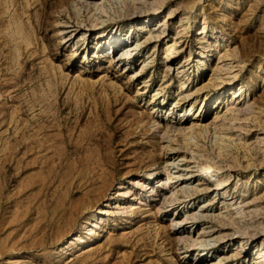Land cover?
I'll use <instances>...</instances> for the list:
<instances>
[{"label":"rangeland","instance_id":"374dc122","mask_svg":"<svg viewBox=\"0 0 264 264\" xmlns=\"http://www.w3.org/2000/svg\"><path fill=\"white\" fill-rule=\"evenodd\" d=\"M258 252L264 0H0V264Z\"/></svg>","mask_w":264,"mask_h":264},{"label":"bare ground","instance_id":"6f19581e","mask_svg":"<svg viewBox=\"0 0 264 264\" xmlns=\"http://www.w3.org/2000/svg\"><path fill=\"white\" fill-rule=\"evenodd\" d=\"M144 28V27H143ZM99 33H100V36L103 34V32H104V30H100V31H98ZM110 43L112 44V42H113V44H115V48H118V44H116V43H120V41H119V39L117 38V36L116 35H113V36H111L110 38ZM134 45V43H131V44H127L126 46H125V48H124V51L126 52V53H128V54H130L131 52L130 51H128V50H131V49H135V46H133ZM119 55V51H115L112 55H109L108 57H109V61H113L115 58H117V56ZM235 91V90H234ZM238 93V91H236V92H234V94H237ZM152 98V97H151ZM238 105V104H237ZM240 107V106H239ZM204 168L206 169V170H210L209 169V166H204ZM217 184V186L215 187V189H224L225 188V186H222L221 185V182H217L216 183ZM99 212L100 213H104V212H106V210L104 209V207H101L100 208V210H99ZM100 217H102L101 215L99 216V218ZM95 220V219H94ZM100 220H102V218L100 219ZM92 233V232H91ZM241 241H244V240H241ZM255 259V258H254ZM255 262H256V264H264V255L263 254H261V252H258V256L256 257V260H255ZM199 263V262H198ZM197 263V264H198Z\"/></svg>","mask_w":264,"mask_h":264}]
</instances>
